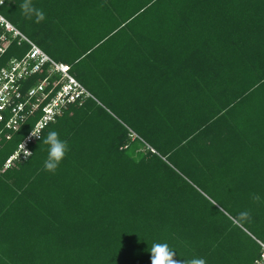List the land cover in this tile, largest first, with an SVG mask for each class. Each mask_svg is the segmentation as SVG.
<instances>
[{
  "label": "trees",
  "instance_id": "16d2710c",
  "mask_svg": "<svg viewBox=\"0 0 264 264\" xmlns=\"http://www.w3.org/2000/svg\"><path fill=\"white\" fill-rule=\"evenodd\" d=\"M23 2L0 8L69 64L84 91L55 108L28 144L31 157L21 152L4 170L61 76L36 110L39 95L29 91L49 63L9 91L0 121V264H151L153 243H167L177 260L263 261L264 0H31L45 13L39 23L23 15ZM3 34L0 74L30 48ZM20 104L23 118L7 127ZM53 130L68 144L54 173L44 168L42 143ZM211 186L229 187L231 210ZM245 210L250 219L241 220Z\"/></svg>",
  "mask_w": 264,
  "mask_h": 264
},
{
  "label": "built area",
  "instance_id": "2783aa9c",
  "mask_svg": "<svg viewBox=\"0 0 264 264\" xmlns=\"http://www.w3.org/2000/svg\"><path fill=\"white\" fill-rule=\"evenodd\" d=\"M8 1L11 0H4V5ZM0 5V7L2 6ZM4 27L5 31L13 33L14 36H20L24 41H26L30 48L26 55L21 59H13L10 62V67L4 68L0 74V121L4 119V115L1 111L5 110L6 108V101L9 100V91L15 90L17 88L18 81L23 78L27 77L31 74L36 73L37 71L42 70V67L46 64H50V70L46 78L38 85L37 88H32L29 91L30 96H37L39 95V103H32V109H37L40 107V103L48 97V94L45 92L46 86L50 83V80L55 75L61 76V89L58 90L56 97L52 98L50 102H48L43 107V112L45 113L43 117L36 123L34 129L38 124L43 125L42 130L46 123L51 119V117L55 114V108L59 105H64L66 101H74L78 94H82L84 88L81 84L78 83L75 78L72 77L70 70L71 67L69 64L58 62L51 58L48 54H46L40 46L23 34L15 25L12 24L1 12H0V28ZM8 46V42L6 39V35L3 34L0 36V52H3L5 47ZM87 96L90 95L89 92L86 93ZM23 109V105L20 104L17 108H13L12 112L13 115L11 119L7 122V127H11L12 125H16L18 119L23 118L21 114V110ZM32 132V131H31ZM31 132L27 135V137L19 144L17 151L12 154L7 159L6 167L10 166L11 163L18 157V155L23 152L21 149V144L24 143L25 148L27 151L31 152L28 148V144L37 137L31 135ZM40 138V137H39ZM24 154V153H23ZM264 258V254H263ZM257 264H264V260H258Z\"/></svg>",
  "mask_w": 264,
  "mask_h": 264
},
{
  "label": "clouds",
  "instance_id": "9594fccd",
  "mask_svg": "<svg viewBox=\"0 0 264 264\" xmlns=\"http://www.w3.org/2000/svg\"><path fill=\"white\" fill-rule=\"evenodd\" d=\"M3 3L4 0H0V5ZM20 9L27 19H32V17L35 16L37 23L45 19V13L42 10L35 8L32 5L31 0H24V2L20 5ZM42 127L43 125L38 124L35 129H32L31 135L39 138ZM42 143L48 145V156L44 162V168L46 171L54 173L68 151V144L66 141L61 140L59 138V133L54 130L48 132ZM20 147L25 157H31L32 153L26 150L24 143H22ZM11 165H13V162ZM8 167L5 165L4 170ZM252 198L254 201H258L260 199L256 194H253ZM250 216L251 214L247 210L239 213V218L241 220L250 219ZM150 252L151 264H206V260L204 258L182 260L174 259L176 253L167 243H153Z\"/></svg>",
  "mask_w": 264,
  "mask_h": 264
},
{
  "label": "rangeland",
  "instance_id": "374dc122",
  "mask_svg": "<svg viewBox=\"0 0 264 264\" xmlns=\"http://www.w3.org/2000/svg\"><path fill=\"white\" fill-rule=\"evenodd\" d=\"M0 12L3 14V12H2V9L0 8ZM4 15V14H3ZM5 16V15H4ZM35 21V20H34ZM58 37V36H57ZM60 38H61V36L60 37H58V38H56L57 39V41H59L60 40ZM63 40V39H62ZM62 40H61V42H59V44H61L62 43ZM62 46V45H61ZM64 46V45H63ZM55 54H57V55H60L61 54V52H59V51H57ZM205 136H202L201 138H204ZM206 139V138H205ZM207 140V139H206ZM208 141V140H207ZM192 178H193V176H191ZM198 183V182H197ZM220 187H222V186H220ZM219 187V188H220ZM211 188H214V186H211ZM217 188V187H216ZM225 188V189H224ZM224 188H221L222 189V191H218L217 189L215 190V188L213 189V190H211L212 191V195L211 196H213V197H216L226 208H228L229 210H231L232 209V206H231V202H229V199L228 198H230V197H228L227 195H225L224 193L226 192V191H224L223 192V190H228V188L229 187H224ZM231 190V189H230ZM203 192V191H202ZM209 194H211V193H209ZM196 196V195H195ZM196 197H198L199 198V196H196ZM232 197V196H231ZM222 198H224V201H223V199ZM196 201H197V199H196ZM247 227L251 230V231H253V233H256L257 235H259V236H261V233L260 232H258V230L256 231V229L254 228V225L252 224V221L250 220V224H248L247 225ZM257 264V263H256Z\"/></svg>",
  "mask_w": 264,
  "mask_h": 264
}]
</instances>
